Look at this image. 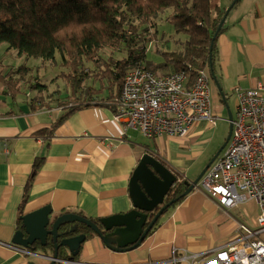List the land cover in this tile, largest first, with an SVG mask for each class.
Segmentation results:
<instances>
[{"label":"crops","instance_id":"1","mask_svg":"<svg viewBox=\"0 0 264 264\" xmlns=\"http://www.w3.org/2000/svg\"><path fill=\"white\" fill-rule=\"evenodd\" d=\"M232 1L214 0L219 10ZM223 27L215 72L229 103L228 93L237 97L236 88H264V0H240ZM211 89L215 115L226 117L224 105L216 108L224 103L221 95L214 85ZM29 102L27 98L16 109H0V264H27V254L8 244H13L18 230L19 205L37 156H45V161L24 212L49 205L54 216L70 210L92 219L133 209L130 178L147 152L186 182L196 179L209 163L201 166L217 123L203 120L186 136L163 135L142 141L140 132L116 121L110 108L89 106L71 114L52 137L43 138L38 133L51 127L62 110L35 108ZM237 102L238 97L236 111ZM165 213L137 248L116 253L94 235L71 263L188 264L179 260L185 252L213 256L237 235L243 222L241 205L225 210L200 188ZM33 255L46 259L39 253Z\"/></svg>","mask_w":264,"mask_h":264},{"label":"trees","instance_id":"2","mask_svg":"<svg viewBox=\"0 0 264 264\" xmlns=\"http://www.w3.org/2000/svg\"><path fill=\"white\" fill-rule=\"evenodd\" d=\"M214 3V0H0V44H8L6 51L15 50L20 56L56 62L57 53L61 55L58 65L62 70L54 79L61 78L63 87L46 93V98L39 94L30 97L29 103L35 108L44 106L62 110L51 127L38 134L52 137L71 114L84 107L102 106L115 112L125 76L135 67H145L161 75L184 71L189 83H193L197 75L209 67L212 38L226 11V8L220 9L214 14ZM161 15L188 38L178 48L162 51L163 60L154 65L147 60L146 47L157 32L155 30L152 36L149 31L155 29ZM223 30L224 27L213 45L215 69L219 60L218 39ZM31 69L20 64L1 70L3 93L16 99L26 89L41 87L39 92L44 88L47 90L46 84L37 82L39 74L28 79ZM28 81L30 86L25 85ZM44 161L45 156H37L34 161L19 205L18 229L23 228L24 208ZM189 185L178 175L166 201L179 199L169 209L188 196L184 192ZM158 210L159 206L150 219ZM83 232L87 239L94 236L90 228H84ZM29 250L53 255V238L49 236L45 246L36 241ZM70 257L71 254L61 247L58 259L74 261L78 255L73 259Z\"/></svg>","mask_w":264,"mask_h":264},{"label":"built area","instance_id":"3","mask_svg":"<svg viewBox=\"0 0 264 264\" xmlns=\"http://www.w3.org/2000/svg\"><path fill=\"white\" fill-rule=\"evenodd\" d=\"M211 80L209 69L202 70L189 83L184 71L161 75L135 67L125 76L114 118L148 138L183 137L203 120L216 125ZM236 94L231 137L196 188L205 191L225 210L255 202V226L240 222L237 235L213 256L185 252L179 260L188 264H264V88H236ZM8 245L30 253L24 247Z\"/></svg>","mask_w":264,"mask_h":264},{"label":"water","instance_id":"4","mask_svg":"<svg viewBox=\"0 0 264 264\" xmlns=\"http://www.w3.org/2000/svg\"><path fill=\"white\" fill-rule=\"evenodd\" d=\"M238 1L239 0H233L226 8V11L212 38L210 47L209 69L212 78L219 89V93L224 101L225 107L228 110V121L230 122L229 133L223 145L204 167L198 177L193 181L187 182L190 185L185 190L184 195L189 194L197 187L200 178L210 167L216 157L226 147L232 134L233 113L230 111L226 93L222 89L220 80L217 78L212 54L214 41L219 31L223 28L228 14ZM177 180L178 176L170 168H168L158 158L147 152L140 158L138 165L134 169L130 178L129 191L133 201V209L126 213H118L102 217L98 219V221H94L91 218L83 216L75 211L61 213L56 218L54 216L52 217L53 210L49 205H47L37 210L25 213L22 216L23 228L16 231V234L12 239V243L29 250L36 241H40L41 245L45 246L47 244L48 237L51 236L53 238L54 245L53 255L44 253H39V255L43 258L51 259V264H56L57 261L60 260L58 259V256L61 247H64L65 249L68 248L70 250V258L72 259L79 255L84 242L88 240V236L86 233L75 235H72L71 233H75L77 231L76 223H83L89 227L94 232V235L98 236L106 247L113 252L118 253L132 250L141 245L164 212L178 201L179 198H174L165 203L167 194ZM160 205L162 206L159 208L158 212L154 215L150 222H148L151 217V213ZM70 224L73 225L69 227ZM61 227L63 228L62 232H60ZM58 238L60 240H58ZM29 254L33 255L37 253L30 251ZM64 261L66 263L74 262L73 260Z\"/></svg>","mask_w":264,"mask_h":264},{"label":"rangeland","instance_id":"5","mask_svg":"<svg viewBox=\"0 0 264 264\" xmlns=\"http://www.w3.org/2000/svg\"><path fill=\"white\" fill-rule=\"evenodd\" d=\"M218 3H214L213 5V12L214 14L219 12V9L216 7ZM220 8L222 9V7L220 6ZM155 30H157V32L154 34V37L152 39H150L147 42V60L154 65H158L159 62H161L163 60V56H162V51L164 50H174L175 48H178L180 46L181 42H184L187 38L188 35L185 32H177L174 25H172L169 21H166L164 18V15H161L159 17V20L157 22V26L154 28H151L149 33L152 34ZM153 36V34H152ZM7 43H2L0 44V71L1 70H7L9 68V66H13V67H17L20 64H26L27 66L31 67L32 69L29 71V76L28 79H31V76H37L38 74L40 75V80L38 79L37 82L41 83V84H46L47 85V90L44 88V90H42L43 92H39V88L41 87H37V89H32V90H28L26 89L25 91L28 92V94H25L26 92L24 91V93H21L16 99H13L11 96L4 94L3 91V87L0 84V109L3 110H10V109H16L18 108L17 106L21 103L24 102V100H26L27 98L30 100V97L39 94L42 95L43 97H47L46 93H52L55 90H57L58 88H62L63 87V82L61 80V78H57L54 79V77L59 73V71H61V67L58 65V62L61 59V55L59 53H57V62L56 61H48V60H44L40 57L35 58V57H28V56H20L18 55V52L15 50L12 51H6V47H7ZM209 69V67H208ZM210 72V69H209ZM211 74V73H210ZM212 77V75H211ZM33 82H36L35 80H33ZM221 84V83H220ZM26 86H30L31 83L28 81L27 83H25ZM214 85L215 89L217 90V92L219 93V89L216 86L213 78L210 82V86ZM222 85V84H221ZM223 86V85H222ZM223 89V87H222ZM212 90V89H211ZM230 92V91H228ZM227 93V92H226ZM229 97H230V101H229V108L230 111L233 113V115L235 114L236 111V95L235 93H228ZM220 95V93H219ZM222 100V98H221ZM221 105L225 104L221 103L219 107L216 108H220ZM227 109V108H226ZM227 112L225 111L223 113L224 116L226 117H220V115H216L218 117V122L217 125L214 128V133L211 139V144H210V148L204 158V161H202V167L209 162L210 158L213 157V155L216 153V151L223 145V143L225 142L228 133H229V128H230V122L228 121V117H227ZM140 137V139L142 141H147V138L145 136H142L141 133L138 135ZM209 158V159H208ZM205 167V166H204ZM201 172V171H200ZM199 172V174H200ZM198 174V175H199ZM197 175V176H198ZM193 176V175H191ZM172 210V207L170 208V210L168 212L165 213L169 214L170 211ZM241 211H242V220L245 222L250 223L251 227L255 226V223L253 224V219H255L256 215L258 214V206H256L255 202H248V203H244L241 204ZM54 216V214H52V217ZM163 218V217H162ZM161 218V219H162ZM69 253L70 250L67 248L66 249ZM71 254V253H70ZM27 257V264L30 263H35V261L38 264H51V259L46 260V259H41L38 256L35 255H26ZM62 259V258H60ZM59 262H65L64 260H59L57 261L56 264H58ZM66 263V262H65ZM72 264V263H71Z\"/></svg>","mask_w":264,"mask_h":264},{"label":"flooded vegetation","instance_id":"6","mask_svg":"<svg viewBox=\"0 0 264 264\" xmlns=\"http://www.w3.org/2000/svg\"><path fill=\"white\" fill-rule=\"evenodd\" d=\"M167 198V197H166ZM166 198H165V203L167 202L166 201ZM164 203V204H165ZM163 205V204H162ZM162 205H160L159 206V208L162 206ZM150 220L151 219H149V221L148 222H150ZM77 224V231L75 232V233H71L72 235H75V234H80V233H84L83 232V230H84V228H89V227H87L86 225H84L83 223H76ZM73 224H70L69 225V227H71ZM63 227V226H62ZM60 228V232H62L63 231V228ZM58 240H60L59 238H58ZM60 260H62V259H60Z\"/></svg>","mask_w":264,"mask_h":264}]
</instances>
